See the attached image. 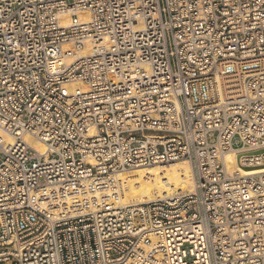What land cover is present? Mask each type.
I'll return each mask as SVG.
<instances>
[{
  "label": "built area",
  "instance_id": "obj_1",
  "mask_svg": "<svg viewBox=\"0 0 264 264\" xmlns=\"http://www.w3.org/2000/svg\"><path fill=\"white\" fill-rule=\"evenodd\" d=\"M0 130V264H264V0H0ZM180 160L190 193L106 195Z\"/></svg>",
  "mask_w": 264,
  "mask_h": 264
},
{
  "label": "bare ground",
  "instance_id": "obj_2",
  "mask_svg": "<svg viewBox=\"0 0 264 264\" xmlns=\"http://www.w3.org/2000/svg\"><path fill=\"white\" fill-rule=\"evenodd\" d=\"M84 14L80 12V18L84 17ZM64 18V23H66L67 17ZM66 88L68 90L84 89L83 85L77 82L66 84ZM0 136L7 142L12 140V137L4 134L1 130ZM23 138L40 153L44 152V145L39 139L28 134L23 135ZM249 153L252 151L248 149L229 151L225 155L228 171L232 172L235 169L236 160L241 155ZM240 171L245 174H252L261 170L240 167ZM110 183L111 186L106 191V195L110 196L116 206L187 194L194 190V178L188 160L120 171L110 176Z\"/></svg>",
  "mask_w": 264,
  "mask_h": 264
},
{
  "label": "rangeland",
  "instance_id": "obj_3",
  "mask_svg": "<svg viewBox=\"0 0 264 264\" xmlns=\"http://www.w3.org/2000/svg\"><path fill=\"white\" fill-rule=\"evenodd\" d=\"M177 162H179V161H177ZM157 165V164H156ZM151 166H154V165H151ZM151 166H147V167H151Z\"/></svg>",
  "mask_w": 264,
  "mask_h": 264
}]
</instances>
